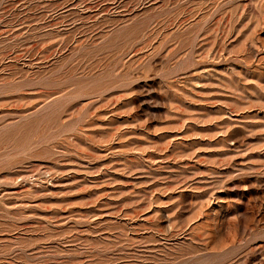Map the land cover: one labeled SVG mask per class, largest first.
<instances>
[{"label":"rangeland","instance_id":"rangeland-1","mask_svg":"<svg viewBox=\"0 0 264 264\" xmlns=\"http://www.w3.org/2000/svg\"><path fill=\"white\" fill-rule=\"evenodd\" d=\"M0 264H264V0H0Z\"/></svg>","mask_w":264,"mask_h":264}]
</instances>
